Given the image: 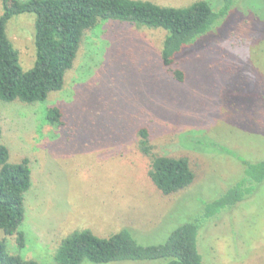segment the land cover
Listing matches in <instances>:
<instances>
[{
    "label": "rangeland",
    "instance_id": "374dc122",
    "mask_svg": "<svg viewBox=\"0 0 264 264\" xmlns=\"http://www.w3.org/2000/svg\"><path fill=\"white\" fill-rule=\"evenodd\" d=\"M143 1L176 8L207 1L216 13L224 5ZM35 18L18 15L7 27L24 71L36 61ZM220 20L176 58L172 68L183 72L182 82L162 63L166 31L107 20L84 36L62 90L34 104L0 100L10 162L28 158L32 170L18 229L24 247L18 232L0 230L9 253L56 264L61 242L86 229L103 238L127 229L140 245L163 243L201 200H215L243 172L233 156L196 141L264 159V0H236ZM53 107L64 114L59 128L46 122ZM143 127L155 154L190 160L196 174L190 187L165 196L153 184L151 158L139 147ZM198 250L203 264H264V197L203 225Z\"/></svg>",
    "mask_w": 264,
    "mask_h": 264
},
{
    "label": "trees",
    "instance_id": "16d2710c",
    "mask_svg": "<svg viewBox=\"0 0 264 264\" xmlns=\"http://www.w3.org/2000/svg\"><path fill=\"white\" fill-rule=\"evenodd\" d=\"M235 3L236 0H224L223 7L216 13L207 1L176 8L143 0H1L0 100L34 104L47 100L50 93L62 90L65 76L73 68L84 36L107 20L166 31L161 51L162 63L171 68L175 78L182 82L183 72L172 68L176 58L200 37L210 33ZM23 14L36 16V61L28 71L21 67L19 51L7 33L10 20ZM46 122L54 128L61 127L64 124L62 109H48ZM2 135L0 125V230L11 236L18 232L25 220V196L32 188V170L28 158L18 163L10 162V151L2 143ZM138 136L140 150L152 161L149 177L162 194L173 195L195 182L196 174L187 157L155 154L150 144V130L146 127L139 130ZM196 142L233 156L243 167L242 174L222 195L211 202L199 200L198 211L192 217H185V223L160 244L140 245L133 237L135 233L127 229L106 238L88 229L77 231L61 242L56 264H82L85 260L96 264L121 261L203 264L198 250L201 227L251 198L264 197V159L252 162L215 142ZM17 241L23 248V234L18 232ZM0 264L42 263L9 253L6 243L0 241Z\"/></svg>",
    "mask_w": 264,
    "mask_h": 264
}]
</instances>
